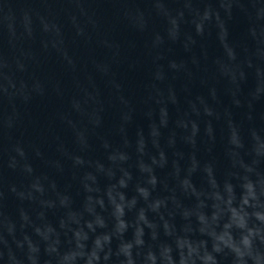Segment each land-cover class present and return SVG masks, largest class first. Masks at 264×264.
<instances>
[{
  "label": "water",
  "instance_id": "1",
  "mask_svg": "<svg viewBox=\"0 0 264 264\" xmlns=\"http://www.w3.org/2000/svg\"><path fill=\"white\" fill-rule=\"evenodd\" d=\"M206 9L214 15L198 34V14ZM171 18L178 22L175 38L170 35ZM262 52L264 0H0V192L4 193L0 211L16 218L20 204L9 186L29 182L18 168L9 167L12 157L20 159L14 151L17 146L24 150L33 174L48 178L45 188L54 182L57 191L71 198L74 210L83 205L80 181L85 173L96 175L101 190L115 182L96 172L97 163L115 170L109 160L113 150L129 156L122 165L133 177L125 190L128 198L136 195L135 185L147 179L137 161L151 163L150 157L158 158L160 151L167 163L163 168L154 166L159 181L154 197L169 195L166 189L176 184L173 164L183 176L192 156L200 169L211 164L222 184L234 171L228 154L229 123L240 132L245 145L240 155L246 162L251 160L246 154L252 143L250 131L264 136V94L256 95V69H264ZM222 66L242 71L244 78L233 83ZM74 102H79L81 111ZM205 107L212 115L205 114ZM162 110L167 112L166 126H161ZM92 113L99 118L98 125L90 122ZM125 114L128 121L123 120ZM188 120L200 128L195 147L185 141L187 133L179 126ZM69 121L85 132L86 147L78 143ZM209 125L212 138L206 133ZM153 126L159 131L158 147L152 143ZM141 134L146 143L143 157L136 151ZM105 143L110 147L106 149ZM76 156L85 163L74 165ZM260 168L264 171V162ZM191 178L197 188L207 187L201 170ZM45 198L55 197L49 190ZM180 199L185 207L194 203ZM141 206L143 201L137 208ZM23 207L33 219L41 211L38 204L27 201ZM44 211L47 222L57 227L64 210ZM126 218L134 220L135 210ZM172 222L177 229L185 223L179 215Z\"/></svg>",
  "mask_w": 264,
  "mask_h": 264
},
{
  "label": "clouds",
  "instance_id": "2",
  "mask_svg": "<svg viewBox=\"0 0 264 264\" xmlns=\"http://www.w3.org/2000/svg\"><path fill=\"white\" fill-rule=\"evenodd\" d=\"M213 15L209 9L202 16L198 14V34L203 32L204 22ZM215 15L219 21V15ZM170 24V35L175 38L178 22L171 18ZM220 27L223 40V25ZM225 47L229 59L234 60L233 51L227 45ZM171 66L179 67L176 64ZM248 66L252 67L251 63ZM102 70L106 72L107 68ZM222 71L233 83L238 78H244L242 71L229 66H222ZM256 76V95L259 96L264 94V69L257 68ZM157 78L161 79L162 76L157 74ZM172 100L175 102L174 97ZM73 107L81 111L79 102H74ZM192 110L199 114L195 105ZM204 111L206 115H212L207 107ZM129 119V115L123 116L124 121ZM89 120L94 125L99 124L95 113L89 115ZM68 123L78 143L86 147L85 132L77 129L71 121ZM166 125L167 112L162 110L161 126ZM179 126L187 133L185 141L195 147L199 125L188 120L180 121ZM229 130L228 154L234 171L222 184L217 181L211 164L200 169L199 162L192 156L190 167L183 176L180 167L173 164L176 184L172 189H166L169 195L154 197L159 183L154 166L163 168L167 163L164 152L160 151L158 158L150 157L151 163H145L143 159L137 161L140 173L146 175L147 179L143 184L137 183L136 195L128 198L125 190L133 177L122 165L129 160V156L124 151L113 150L109 160L115 170L105 169L97 163L96 172L115 182L101 190L96 175L85 173L80 181L84 192L80 210L73 209L71 198L57 191L54 182H49L48 188H45L44 181L48 178L33 174L24 150L17 146L14 151L20 159L12 157L9 167L14 170L18 168L29 182L19 187L15 184L9 186L8 191L20 204L16 218H10L0 211V264H264V171L260 168L264 162V136L254 129L250 131L252 143L246 154L251 160L246 162L240 155L245 145L238 128L230 122ZM206 133L212 138L210 125ZM151 136L153 145L158 147L159 131L155 126L152 127ZM173 143L174 140H169L170 145ZM104 147L107 149L110 146L105 143ZM145 148L141 134L136 142V151L141 157L145 155ZM37 155L40 153L37 152ZM73 160L74 165L85 163L79 156L73 157ZM56 167L59 168V164ZM198 169L204 173L206 188H197L192 181V174ZM117 171L120 173L118 177ZM49 190L54 199L45 198ZM180 197L191 199L194 203L191 207H185ZM3 198L4 193L0 192V200ZM25 201L38 204L41 211L36 214V219L23 207ZM139 201H143V206L137 208ZM55 208L64 210L57 227L47 222L44 211ZM134 210L135 218L129 221L126 217ZM105 212L108 213L107 217L102 214ZM149 214L153 215V219L149 218ZM177 215L185 222L179 229L172 222ZM157 217L159 222H156ZM129 230L130 238L127 236ZM146 230L148 240L145 239Z\"/></svg>",
  "mask_w": 264,
  "mask_h": 264
}]
</instances>
